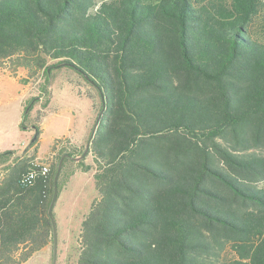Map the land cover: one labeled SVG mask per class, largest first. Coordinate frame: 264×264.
Here are the masks:
<instances>
[{"label": "trees", "instance_id": "1", "mask_svg": "<svg viewBox=\"0 0 264 264\" xmlns=\"http://www.w3.org/2000/svg\"><path fill=\"white\" fill-rule=\"evenodd\" d=\"M62 62L103 108L75 264H264V0H0V66L43 77L28 110ZM33 127L0 151V264L52 241L54 173L75 150L55 138L43 174Z\"/></svg>", "mask_w": 264, "mask_h": 264}, {"label": "rangeland", "instance_id": "2", "mask_svg": "<svg viewBox=\"0 0 264 264\" xmlns=\"http://www.w3.org/2000/svg\"><path fill=\"white\" fill-rule=\"evenodd\" d=\"M3 66H0V150L22 151L34 138V124L41 127L37 152L43 153L49 149L47 159H38L45 164H50L56 156V153L51 152L56 135H61L58 138H64L63 142H67V136L77 139L85 133L86 141L80 149L85 147L99 110V96L94 87L72 68L66 65L54 67L50 72V98L46 106L41 107L43 101L41 97L28 110L27 104L31 101L29 99L27 103L26 99L39 94L43 77L36 76L21 86L17 81L1 80L8 77ZM24 74V70L20 69L16 79L23 77ZM89 117H92L91 126L86 128L85 124ZM33 148L31 146L28 150L32 153ZM62 178L63 174L59 177L58 190ZM80 182L81 185L74 184L64 191V205L61 210L53 213L56 224V264H75L81 224L97 196L94 179L90 181L83 177ZM260 186L264 187V180L260 182ZM51 243L52 241L48 243L47 251L41 248L24 264H51ZM224 255H231L230 248L225 250Z\"/></svg>", "mask_w": 264, "mask_h": 264}, {"label": "crops", "instance_id": "3", "mask_svg": "<svg viewBox=\"0 0 264 264\" xmlns=\"http://www.w3.org/2000/svg\"><path fill=\"white\" fill-rule=\"evenodd\" d=\"M5 70V69H4ZM7 72V71H6ZM6 75L8 76L7 78L5 77L4 79L1 80H12V81H17L19 85L24 86L23 84L20 83L19 79H16L18 76L14 77L9 75V73L7 72ZM79 79V77H78ZM85 81H82V83H84ZM84 86V85H83ZM72 88V87H71ZM73 91V89H71ZM34 96V95H33ZM91 121H92V117H89L88 120L86 121V128L91 126ZM61 135H56L54 136L55 138L60 137ZM62 136L66 137L65 135L62 134ZM86 137L87 135H85V133H82V137L79 138H73L70 136H67V142L70 146L75 147L76 149L73 152V155L70 156H66L63 159L62 162V167H61V175L63 174V178L60 182V187L58 190V195L56 198V201L54 203L53 206V213L56 210H61L62 206L64 205V191L67 190V188L69 186H72L74 184H79L81 185L82 183L80 182V180L83 177H86V179L88 178L90 181H92L93 178V173L95 171V165L93 162V157L91 152L89 151L86 155H83L81 158L79 159H75L74 157L80 156L81 154H78L79 151H77V148H80L84 141H86ZM23 147V146H22ZM24 150V147H23ZM2 151V150H0ZM21 151L16 152V154H20ZM49 149H47V151H44L43 153L40 152H36V158L37 159H47L48 156H46V154H48ZM52 154H54V152H52ZM84 164L85 166H88V168L84 169L82 168V166L80 164ZM60 175V176H61ZM0 178H1V173H0ZM55 214V213H54ZM49 247V244H46L43 249L44 251H47ZM51 248H52V243H51ZM24 264V263H23Z\"/></svg>", "mask_w": 264, "mask_h": 264}, {"label": "water", "instance_id": "4", "mask_svg": "<svg viewBox=\"0 0 264 264\" xmlns=\"http://www.w3.org/2000/svg\"><path fill=\"white\" fill-rule=\"evenodd\" d=\"M66 64L67 63H65V62L58 63L57 65H55V67L63 66V65H66ZM49 70H50V68L48 67L47 71H49ZM102 112H103V108L99 110V112H98V114H97V116H96V118L94 120V123L92 125L88 140H87L86 145H85L84 152L80 156L74 157L75 159L81 158L85 154V152L88 150L91 138H92V136H93V134L95 132V129L97 127V124L99 122V119L101 117ZM66 156H70V155L68 153H63L60 156L59 160H58L57 168L55 170L54 177H53V193H52V196H51V199H50V202H49V206H48V216L50 218L51 226H52V259H51V264H56V258H57V252H56V224H55V219H54V215H53V206H54L55 200H56L57 195H58V184H57L58 176H59V173H60V170H61V167H62L63 159Z\"/></svg>", "mask_w": 264, "mask_h": 264}, {"label": "built area", "instance_id": "5", "mask_svg": "<svg viewBox=\"0 0 264 264\" xmlns=\"http://www.w3.org/2000/svg\"><path fill=\"white\" fill-rule=\"evenodd\" d=\"M36 163H38V162H36ZM38 164H40V163H38ZM40 170L43 174H46V172L48 171L47 164H45V163L41 164ZM33 175H34L33 172H30V173L23 175L22 181L23 182H30L31 179L33 178Z\"/></svg>", "mask_w": 264, "mask_h": 264}]
</instances>
